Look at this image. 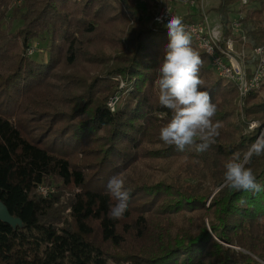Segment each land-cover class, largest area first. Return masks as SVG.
Wrapping results in <instances>:
<instances>
[{
  "label": "trees",
  "instance_id": "trees-1",
  "mask_svg": "<svg viewBox=\"0 0 264 264\" xmlns=\"http://www.w3.org/2000/svg\"><path fill=\"white\" fill-rule=\"evenodd\" d=\"M158 2L0 0V202L22 221H0V264H264V191H218L226 163L264 134V83L241 107L192 42L222 126L203 153L162 142L171 111L155 81L169 37L153 23ZM211 10L226 34L242 15L246 46L264 49V0ZM35 44L46 61L29 54ZM247 167L264 185V155ZM117 175L128 208L111 219Z\"/></svg>",
  "mask_w": 264,
  "mask_h": 264
},
{
  "label": "clouds",
  "instance_id": "clouds-1",
  "mask_svg": "<svg viewBox=\"0 0 264 264\" xmlns=\"http://www.w3.org/2000/svg\"><path fill=\"white\" fill-rule=\"evenodd\" d=\"M165 27L169 43L156 68L155 83L159 89L158 102L171 111V119L161 127L159 139L165 144L175 145L178 151L195 145V150L203 153L214 143L222 126L219 121L213 123L217 108L210 93L200 90L201 59L191 47V36L186 26L179 17L172 16L168 17ZM261 155H264V134L258 136L242 156L237 154L226 163L224 182L218 191L224 188L253 193L264 191V185L256 181L252 169L247 167L254 156ZM107 192L114 201L109 205V218H122L128 208L129 194L120 175L109 180Z\"/></svg>",
  "mask_w": 264,
  "mask_h": 264
},
{
  "label": "built area",
  "instance_id": "built-area-1",
  "mask_svg": "<svg viewBox=\"0 0 264 264\" xmlns=\"http://www.w3.org/2000/svg\"><path fill=\"white\" fill-rule=\"evenodd\" d=\"M148 0H139L144 4ZM154 23L165 26L168 17L182 15L192 17L193 22H183L191 36V41L203 51L212 63L213 68L222 78L235 84L239 92L240 106L249 94L260 89L264 83V49H250L246 46L247 39L242 29L240 18L232 17L225 33L222 16L212 11L207 0H158ZM246 5L247 0H242ZM34 51H29L32 54ZM255 56L257 61L249 74L248 60ZM114 103L110 102L109 106ZM43 194L49 189L41 188Z\"/></svg>",
  "mask_w": 264,
  "mask_h": 264
},
{
  "label": "water",
  "instance_id": "water-1",
  "mask_svg": "<svg viewBox=\"0 0 264 264\" xmlns=\"http://www.w3.org/2000/svg\"><path fill=\"white\" fill-rule=\"evenodd\" d=\"M0 221L9 224L14 228L17 226H22V221L19 218L12 216L8 208L2 202H0Z\"/></svg>",
  "mask_w": 264,
  "mask_h": 264
},
{
  "label": "rangeland",
  "instance_id": "rangeland-1",
  "mask_svg": "<svg viewBox=\"0 0 264 264\" xmlns=\"http://www.w3.org/2000/svg\"><path fill=\"white\" fill-rule=\"evenodd\" d=\"M207 2H208V6H209V8H212V7H215L216 5H217V0H207ZM18 4H20V2L18 1L17 2ZM39 48V49H38ZM34 49V50H33ZM33 49H31V51H38V52H40L42 55H41V57H42V59L43 60H47V55H46V53H47V51L45 52L43 49H41L40 48V46L38 47V45L37 44H35L34 45V47H33ZM44 51V52H43ZM245 103V102H244ZM258 126V125H257ZM256 127V123H254L252 126H251V128H255ZM67 197L69 198V197H72V194L71 193H67ZM69 212L67 211L66 212V214H68Z\"/></svg>",
  "mask_w": 264,
  "mask_h": 264
},
{
  "label": "bare ground",
  "instance_id": "bare-ground-1",
  "mask_svg": "<svg viewBox=\"0 0 264 264\" xmlns=\"http://www.w3.org/2000/svg\"><path fill=\"white\" fill-rule=\"evenodd\" d=\"M111 102H113V101H111Z\"/></svg>",
  "mask_w": 264,
  "mask_h": 264
}]
</instances>
